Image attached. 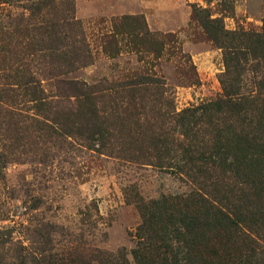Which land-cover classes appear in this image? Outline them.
Listing matches in <instances>:
<instances>
[{
  "label": "rangeland",
  "instance_id": "1",
  "mask_svg": "<svg viewBox=\"0 0 264 264\" xmlns=\"http://www.w3.org/2000/svg\"><path fill=\"white\" fill-rule=\"evenodd\" d=\"M227 1L224 11L217 0H47L38 9L0 0V264H101L110 255L136 264L139 208L149 200L197 188L234 204L231 195L252 196L242 178L193 169L184 152L194 136L209 137L214 118L201 115L185 136L183 120L201 112L187 110L222 97L225 70L192 6L208 7L227 30L264 19V0ZM122 17L176 42L139 52L128 35L108 44ZM241 79L248 86L250 73ZM260 193L264 218V184Z\"/></svg>",
  "mask_w": 264,
  "mask_h": 264
},
{
  "label": "trees",
  "instance_id": "2",
  "mask_svg": "<svg viewBox=\"0 0 264 264\" xmlns=\"http://www.w3.org/2000/svg\"><path fill=\"white\" fill-rule=\"evenodd\" d=\"M30 1L37 9L47 3ZM217 4L224 11L231 10L227 0H217ZM191 19L208 40L222 49L225 70L219 76L222 97L187 110H200L198 117L191 114L186 122L182 119L183 125L188 124L186 136L189 124L191 131L198 121L202 122L201 115L214 116L210 130L204 131L209 137L198 140L194 136L193 142L185 144L184 152L193 169L198 163L210 171L220 170L242 178L252 196L231 195L237 202L234 204L226 196L219 198L197 188L149 200L139 208L142 223L136 230L131 254L136 264H264V247L258 239L264 237V227L259 225L264 218L254 206L264 184V19L259 29L227 30L222 17L212 16L208 7L198 4L192 6ZM118 35H128V44L138 52L176 42L169 34L149 33L139 17L119 18L113 23L107 43L117 42ZM245 72L250 73L248 86L241 83ZM190 167L185 172L192 170ZM241 203L255 211L245 212ZM43 264L57 263L48 259ZM101 264L125 262L110 255Z\"/></svg>",
  "mask_w": 264,
  "mask_h": 264
}]
</instances>
